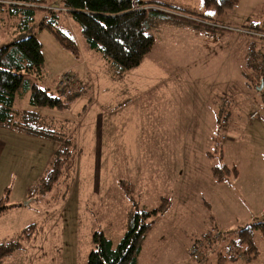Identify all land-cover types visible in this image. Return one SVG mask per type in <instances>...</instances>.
<instances>
[{
	"label": "rangeland",
	"instance_id": "374dc122",
	"mask_svg": "<svg viewBox=\"0 0 264 264\" xmlns=\"http://www.w3.org/2000/svg\"><path fill=\"white\" fill-rule=\"evenodd\" d=\"M141 1L186 10L197 23L157 16L151 49L120 78L88 48L62 0L43 5L59 10L76 54L38 27L44 11H35L29 30L43 65L29 80L56 95V78L69 71L70 89L83 91L64 109L16 94L14 107L42 114L58 138L0 126V243L34 226L0 264H87L95 233L116 245L130 211L162 200L146 219L137 264H264V98L245 55L252 33L264 32V0L221 11L201 0ZM3 12L0 47L19 36ZM59 138L74 140L73 166L43 187Z\"/></svg>",
	"mask_w": 264,
	"mask_h": 264
},
{
	"label": "trees",
	"instance_id": "16d2710c",
	"mask_svg": "<svg viewBox=\"0 0 264 264\" xmlns=\"http://www.w3.org/2000/svg\"><path fill=\"white\" fill-rule=\"evenodd\" d=\"M45 1L0 0V8L14 20L16 32L19 34L16 39L0 47V126L58 138L59 136L43 129L41 124L45 120L42 114L14 107L17 93L19 95L27 93L28 103L31 105L58 109L67 108L78 94L77 91L66 94L63 86L57 85L56 95H52L48 88H39L28 78L29 75L39 77L43 65L41 44L29 30L37 9L44 11L38 27L49 29L64 49L74 54L78 52L76 43L68 32L69 29L64 26L63 19L58 14L59 10L45 7L43 5ZM201 1L205 7L214 6L218 11L234 3V0ZM139 3L142 8L133 9L132 0H62L61 8L69 19L78 24L80 34L88 48L101 55L111 74L116 78L122 77L127 71L136 67L151 49L154 37L147 28L150 23L155 22L157 16L168 15L197 23L194 19L183 16L186 13L190 15L186 10L171 7L182 11L178 14L176 11L174 13L165 10L169 9V6L161 3H144L141 0ZM191 14L197 16L192 12ZM59 139H62V142L53 154L43 187L49 188L62 171H67L73 166L74 140ZM212 174L216 181L224 179L222 168H212ZM164 208L165 200H162L160 205L151 211H130L126 218L125 232L116 245H113L112 241L102 233H95L87 264H137L143 234L152 223V221L146 222V219L156 216ZM4 209L6 207L0 205V212ZM257 226L260 227L264 237V223H258ZM33 229L34 226L29 225L18 239L0 243V262L13 250L19 248L21 241L28 240ZM246 229L249 233L250 226L242 231ZM249 248L254 249L253 246Z\"/></svg>",
	"mask_w": 264,
	"mask_h": 264
},
{
	"label": "built area",
	"instance_id": "2783aa9c",
	"mask_svg": "<svg viewBox=\"0 0 264 264\" xmlns=\"http://www.w3.org/2000/svg\"><path fill=\"white\" fill-rule=\"evenodd\" d=\"M132 8L133 9H140L142 6L139 3V0H132ZM252 43H250V46L248 47V50L246 52V68H248L254 78V85L255 87L258 86L261 83V89L259 90L262 97L264 98V32L259 33H252ZM70 72H66L64 74L59 75L57 80V85L59 87H62L66 90V94H69L71 91L70 89ZM75 91L78 93L82 92L83 89L81 87L77 88ZM256 117V112L252 113L250 115V118ZM224 123V121L221 122V124ZM189 252L191 254V257L196 260L198 259L197 254V248L192 246L189 249Z\"/></svg>",
	"mask_w": 264,
	"mask_h": 264
},
{
	"label": "water",
	"instance_id": "95a60500",
	"mask_svg": "<svg viewBox=\"0 0 264 264\" xmlns=\"http://www.w3.org/2000/svg\"><path fill=\"white\" fill-rule=\"evenodd\" d=\"M256 91H259L261 89V83L255 87Z\"/></svg>",
	"mask_w": 264,
	"mask_h": 264
},
{
	"label": "crops",
	"instance_id": "0c3cea01",
	"mask_svg": "<svg viewBox=\"0 0 264 264\" xmlns=\"http://www.w3.org/2000/svg\"><path fill=\"white\" fill-rule=\"evenodd\" d=\"M58 87V86H57Z\"/></svg>",
	"mask_w": 264,
	"mask_h": 264
}]
</instances>
